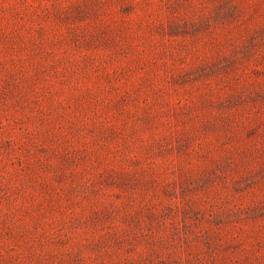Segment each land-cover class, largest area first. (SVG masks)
<instances>
[{
	"label": "rangeland",
	"instance_id": "obj_1",
	"mask_svg": "<svg viewBox=\"0 0 264 264\" xmlns=\"http://www.w3.org/2000/svg\"><path fill=\"white\" fill-rule=\"evenodd\" d=\"M0 264H264V0H0Z\"/></svg>",
	"mask_w": 264,
	"mask_h": 264
}]
</instances>
